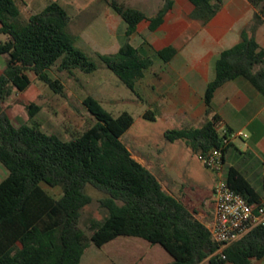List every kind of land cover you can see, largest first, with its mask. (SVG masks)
I'll use <instances>...</instances> for the list:
<instances>
[{"label":"trees","instance_id":"trees-1","mask_svg":"<svg viewBox=\"0 0 264 264\" xmlns=\"http://www.w3.org/2000/svg\"><path fill=\"white\" fill-rule=\"evenodd\" d=\"M125 23V40L117 52L100 55L110 70L131 92L152 65L130 43L142 22L147 32L155 31L170 9L171 1L153 16L117 0H103ZM192 18L208 22L220 9L223 0H189ZM255 12L242 28L240 41L222 51L216 60L215 77L205 91L207 114L211 111L214 92L237 77L247 79L264 96V50L255 39L264 24V0H248ZM22 0H0V54L7 56L0 74V163L8 175L0 182V264H80L85 250L120 237H137L150 245H159L172 259L170 264H251L264 259V226L251 229L219 254L218 244L209 228L201 223L182 198L162 189L148 169L132 158L122 143V135L133 125L127 112L118 115L106 111L92 96L82 104L94 124L70 140L47 134L37 126H15L3 105L14 91L25 92L32 84L30 74L60 93L59 80L47 71H96V64L75 46L76 37L68 30L70 17L56 1H48L39 12L32 13L24 24L18 23ZM142 38L143 35L140 34ZM176 51L168 46L155 56L169 61ZM29 118L39 107L25 105ZM146 117L153 119L152 114ZM214 115L197 128L173 129L164 133L169 142L186 139L197 154L221 148L223 155L231 143L216 126ZM226 132H231L224 127ZM224 160V158H223ZM227 186L249 204H259L258 194L235 167L225 171ZM91 186L103 197L100 206L106 211L102 220H90L89 237L79 227L81 211L92 198L86 193ZM45 188L59 189L58 198ZM225 256V259L221 258Z\"/></svg>","mask_w":264,"mask_h":264},{"label":"rangeland","instance_id":"rangeland-1","mask_svg":"<svg viewBox=\"0 0 264 264\" xmlns=\"http://www.w3.org/2000/svg\"><path fill=\"white\" fill-rule=\"evenodd\" d=\"M48 1H56L66 10L70 17L67 30L76 37L75 46L96 64L97 69L89 74L79 70H72L71 74L67 71L60 72L56 67L47 71L50 79L59 80L62 86L60 93H55L47 84L30 74L31 86L25 92L14 91L3 105L12 123L15 126L22 124L37 126L44 133L70 140L95 122L82 104V100L90 95L115 116L121 112L129 113L133 118V125L122 135V143L132 153L145 147L155 152L159 151L157 158L152 160L154 165L152 173L158 177H161L158 173H163L177 184L181 182L189 189L192 187L197 197L192 204L193 206L199 204V200H204L208 195L206 182L215 179L212 173L202 169L197 156L185 143L182 141L170 143L164 138V133L175 127L174 121H163L152 107H148L139 96L131 92L99 58L100 55L116 51L123 44L125 37L121 19L103 0H22L18 23L24 24L32 13L42 10ZM117 1L141 9L146 14H151L155 10L153 0ZM4 40L5 36L0 33V41ZM130 43L145 54L137 33L131 37ZM6 62L7 56L0 54V74ZM137 87L141 90L140 85ZM30 103L39 107V111L32 119L29 118L25 107ZM149 113L153 115V119L145 116ZM243 132L252 135L247 129ZM247 142V139L236 138L232 151L235 152L237 148L245 151L243 145ZM2 168L5 170V176H2L0 181L7 174V170L3 166ZM45 189L50 195L58 197V188ZM86 193L92 201L82 209L79 227L83 234L89 237L90 220H102L106 211L99 203L103 197L102 193L91 186L86 188ZM170 262L171 257L159 245H150L137 237L120 236L101 248L90 245L83 254L81 264H170ZM202 264H208V261L205 260ZM252 264H264V259L252 261Z\"/></svg>","mask_w":264,"mask_h":264},{"label":"crops","instance_id":"crops-1","mask_svg":"<svg viewBox=\"0 0 264 264\" xmlns=\"http://www.w3.org/2000/svg\"><path fill=\"white\" fill-rule=\"evenodd\" d=\"M153 1L155 10L147 14L148 16L155 15L163 5V0ZM170 1V9L155 31L147 32L149 23L142 22L135 32L141 39V48L145 54L139 48H135L142 56L152 59V65L135 84V94L144 104L152 107L163 121H174L173 129L197 128L216 115L222 127H228L231 131L249 130L252 135H248V142L243 145L245 151L238 148L235 152L232 151L235 139L226 149L222 176L225 179L227 167L237 168L257 192L259 204L264 203V96L247 79L237 77L216 89L208 114L204 100L206 88L215 77L216 60L222 51L239 43L240 32L250 23L255 9L248 0H223L217 13L208 22L202 23L191 17L194 8L189 0ZM121 21L123 22L122 19ZM123 26L125 31L124 22ZM255 39L264 50V24L258 27ZM120 46L112 53L117 52ZM168 46L176 51L169 61H163L155 56L156 50ZM138 85L141 86V90H138ZM176 141L185 143L195 154L186 139ZM130 154L152 173L154 168L152 160L157 158L159 151L155 152L145 147ZM199 163L202 169L210 171L215 179L206 182L208 195L204 200H199L200 203L196 206L192 204L197 200L192 187L189 189L181 182L177 184L163 173H158L161 177L153 174L165 192L182 198L187 205L191 204L188 206L194 212V216L209 227L215 218L212 192L218 176L200 161ZM7 175L8 172L6 177ZM2 176H5V170L0 166V178Z\"/></svg>","mask_w":264,"mask_h":264},{"label":"built area","instance_id":"built-area-1","mask_svg":"<svg viewBox=\"0 0 264 264\" xmlns=\"http://www.w3.org/2000/svg\"><path fill=\"white\" fill-rule=\"evenodd\" d=\"M221 134L225 135L223 143H231L236 138L248 139L242 131L226 132L220 122L216 125ZM197 159L216 176L217 183L212 192L215 218L208 227L211 240L218 244V252L239 240L251 229L264 226V203L249 204L240 194L231 190L222 176L224 155L221 148H211L206 152L197 153ZM225 259L224 255H221ZM225 264H231L226 262Z\"/></svg>","mask_w":264,"mask_h":264}]
</instances>
